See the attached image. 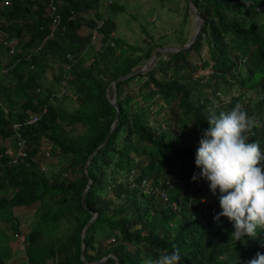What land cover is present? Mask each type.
Segmentation results:
<instances>
[{"label": "trees", "instance_id": "trees-1", "mask_svg": "<svg viewBox=\"0 0 264 264\" xmlns=\"http://www.w3.org/2000/svg\"><path fill=\"white\" fill-rule=\"evenodd\" d=\"M57 1L52 30L49 0H0L3 39L17 38L1 43L9 58L0 62V140L18 133L24 151L15 157L0 143V191H8L0 208L25 218L23 249L50 244L55 264H156L174 246L179 264H247L264 254V229L236 241L232 222L213 219L219 193L191 179L214 105L217 115L239 104L254 116L245 135L264 152L263 14L253 20L264 0H191L202 20L194 41L114 83L115 121L105 89L111 98L110 82L137 71L159 46L114 37L116 0L104 9L105 0ZM30 116L38 118L26 123ZM49 153L59 163L46 175ZM59 224V233L45 232Z\"/></svg>", "mask_w": 264, "mask_h": 264}, {"label": "clouds", "instance_id": "clouds-1", "mask_svg": "<svg viewBox=\"0 0 264 264\" xmlns=\"http://www.w3.org/2000/svg\"><path fill=\"white\" fill-rule=\"evenodd\" d=\"M196 151L192 180L208 182L213 196L219 195L221 209L213 219L226 217L232 222L231 233L236 241L247 236L254 238L257 228L264 229V152L259 142H249L245 133L255 126L254 116L237 104L228 112H215V105L207 119ZM178 248L160 255L156 264H179ZM247 264H264V254L257 253Z\"/></svg>", "mask_w": 264, "mask_h": 264}, {"label": "rangeland", "instance_id": "rangeland-1", "mask_svg": "<svg viewBox=\"0 0 264 264\" xmlns=\"http://www.w3.org/2000/svg\"><path fill=\"white\" fill-rule=\"evenodd\" d=\"M102 1V9H104ZM116 3L121 5L119 11L112 15L115 21L116 28L114 37L126 40L130 44L149 45L154 43L159 47H180L179 43L188 40L193 28L194 19L191 11L185 9L183 0H116ZM106 6V5H105ZM253 20H260L264 10L258 11ZM251 19V18H250ZM83 33V32H82ZM95 33H92L91 39ZM26 38V35L24 36ZM3 34L0 32V62H8V54L3 43ZM17 41L14 37L9 43ZM99 46L98 42L93 43V47ZM161 47V48H162ZM55 70V67L52 69ZM50 70L46 73L45 82L50 81ZM213 88L210 86L209 89ZM222 100L221 97H219ZM224 101V100H223ZM222 101V102H223ZM221 101L216 100V103ZM3 149L6 153L11 154L15 147L14 135L0 140ZM59 160L57 157L49 153L42 164L43 172L46 175L54 171V166H57ZM160 187V186H159ZM7 195L8 191H0V195ZM161 194V193H160ZM207 198L209 195L205 193ZM168 202H165V204ZM24 217L15 215L10 209L5 206L0 208V259L3 264H55L53 259L47 255L46 248L50 244H43L36 247H27L23 249V245L18 239L13 237V233L19 232L23 234L26 226L23 223ZM21 227V231H20ZM62 229V224L54 229L50 228L48 233H59Z\"/></svg>", "mask_w": 264, "mask_h": 264}, {"label": "water", "instance_id": "water-1", "mask_svg": "<svg viewBox=\"0 0 264 264\" xmlns=\"http://www.w3.org/2000/svg\"><path fill=\"white\" fill-rule=\"evenodd\" d=\"M186 1H187V4H188V9L191 11V13H192V15H193V19H194V28H193V31H192V33H191L189 39L186 41V43H185L184 45H182L181 47H163V48H161V47H157V48L155 49V51L153 52V54L149 57V59H148V60H147V61H146V62H145L140 68H138L137 71H135V72H130V73H127V74L121 75V76L117 77L116 79H114L113 81L110 82V87H111V92H112L111 98H109V96H108L107 88L105 89V93H106V97L108 98V101H109V102L115 107V117H114V121H115V119H116V117H117V113H118V112H117L118 109H117L116 104H115V89H114V83H115L116 81L123 80V79H126L127 77H130V76L133 75L134 73H137V72L142 73V72H144L145 70H147V68L152 64V62H153V60L155 59L156 54H157L158 52H160V51H176V50H180V49H185L186 47H188V46L194 41V39H195V37H196V35H197L198 31H199V28H200V26H201V22H202V20H201V18H200V16H199V13H198V11H197L195 5L192 3V1H191V0H186ZM111 126H113V122H112ZM111 126H110V128H111ZM102 144H103V142L100 144V146H101ZM98 148H99V146L96 147V148H95V149H94V150L88 155V157H87V159H86V161H85V163H84L83 170H84V172H85L86 174H87V172H86V166H87L89 160L91 159V157L94 155V153L96 152V150H97ZM88 185H89V181H88L87 184L85 185V187H84V189H83V191H82V193H81V197L83 196L84 192L87 190ZM95 215H96V213H93L92 216L90 217V219L87 221V223L90 222L91 220H93V218L95 217ZM87 223H86V224H87ZM85 227H86V225H84V226L82 227L81 232H80V239H81L80 258H81V260H83L82 250H83V248H84V244H83V241H82V237H83V234H84V231H85ZM113 258L115 259L114 256H113ZM104 259H105V257H103V258H101V259H99V260H97V261H95V262H91V263H89V264H94V263H97V262H99V261H101V260H104ZM115 262H116V264H118V262H117L116 259H115Z\"/></svg>", "mask_w": 264, "mask_h": 264}, {"label": "built area", "instance_id": "built-area-1", "mask_svg": "<svg viewBox=\"0 0 264 264\" xmlns=\"http://www.w3.org/2000/svg\"><path fill=\"white\" fill-rule=\"evenodd\" d=\"M49 1L50 2L48 3L47 14H48V17H49V20H50L51 29L53 30V27L58 25V23H59V15H58L59 1H57V0H49ZM108 2H109V0H108ZM3 3L6 4L7 2L4 1ZM100 24H101V22H99L97 24V26H99ZM3 43L5 45H10L9 41H6V40H4ZM7 51H8V53H12L13 47H10ZM61 93L65 94V93H67V91L62 89ZM37 118H38V116H30L25 122L26 123H32ZM18 127H19L18 123H16V122L12 123V128H13L14 131H17ZM22 147H23V140L20 139L18 133H16L15 134V147H14V151H15L14 155H15V157L24 156V151H23ZM14 160H15V158L13 157L12 161H14ZM160 195H161V197L164 200H166V197H165L164 193H161ZM13 237L17 238L19 243L22 244L23 239H24L22 234L16 232V233H13Z\"/></svg>", "mask_w": 264, "mask_h": 264}]
</instances>
